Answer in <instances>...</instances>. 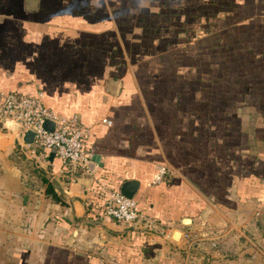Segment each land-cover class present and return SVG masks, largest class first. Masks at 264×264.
Wrapping results in <instances>:
<instances>
[{
    "label": "crops",
    "instance_id": "0c3cea01",
    "mask_svg": "<svg viewBox=\"0 0 264 264\" xmlns=\"http://www.w3.org/2000/svg\"><path fill=\"white\" fill-rule=\"evenodd\" d=\"M255 1L0 0V91L38 93L74 116L92 157L70 174L0 123V264H41L50 245L65 264H264V178L247 171V128L235 148L219 140L232 124L210 121L224 107L202 103L194 74L195 54L214 68L229 52L209 42L211 22ZM171 51L191 58L187 74L160 60ZM124 180L137 181L138 221L102 213Z\"/></svg>",
    "mask_w": 264,
    "mask_h": 264
},
{
    "label": "rangeland",
    "instance_id": "374dc122",
    "mask_svg": "<svg viewBox=\"0 0 264 264\" xmlns=\"http://www.w3.org/2000/svg\"><path fill=\"white\" fill-rule=\"evenodd\" d=\"M230 6L233 18L223 19L219 17L212 21L211 25L214 24L215 30L210 34L211 40L209 42L212 44L214 41L216 42L215 46H217L216 39L222 38L228 48H231V51L225 55V60H217L214 68L213 62L207 66V56L202 52L199 58L195 54L194 74L202 75L203 82L200 83V94L205 97L202 98V103L205 106H213L215 109L224 107L222 108L224 113L219 112L217 115H210V121H215L216 124L229 121L232 124L231 132H220L219 137L221 139L219 140L228 139L235 148L239 146L240 137L243 135V130H240L241 125L247 128L245 133L249 142L247 146L242 147L243 150L248 148V152H251L253 156H251L253 161H246L247 171L249 174H258L264 172L260 171L264 170V2L255 1L246 6L243 3H232ZM189 37L190 43H193L198 41L201 35L196 37L194 33L192 37ZM200 42H204V38ZM212 48L211 45L210 49ZM217 57L220 58V55ZM160 58H163L160 60L167 63L173 58L174 62L183 65L184 74H187V68L191 69L192 61L186 53L171 51ZM238 58L242 60L244 66L236 62ZM166 73L176 74L174 69H166ZM207 74H213L215 77L212 78H216L211 83V90L208 86V79H205ZM191 84L196 85V83ZM206 102H209L208 105ZM221 145L222 142L218 143L216 148H221ZM256 147L258 148L257 151H255ZM257 154H259L258 157ZM232 159L235 161L232 164L234 166L232 171H239L240 160L236 157ZM257 160L262 167L258 164L255 165ZM243 163H241L242 171H244ZM58 250L57 245H50V247L40 250L41 256L45 254L40 259L42 260L41 264H58V262L65 264L63 257H59L61 255Z\"/></svg>",
    "mask_w": 264,
    "mask_h": 264
},
{
    "label": "built area",
    "instance_id": "2783aa9c",
    "mask_svg": "<svg viewBox=\"0 0 264 264\" xmlns=\"http://www.w3.org/2000/svg\"><path fill=\"white\" fill-rule=\"evenodd\" d=\"M44 119L53 123L51 130L42 127ZM16 125L21 135L32 132L31 142H26L32 153L49 163L48 153L52 152L62 168L72 174L85 166L89 152L85 148L88 127L80 124L72 115L65 116L43 104L40 94L0 91V123ZM166 171L164 165L156 167L153 182H159ZM102 213L109 218L123 222H134L142 218L138 203L118 190L107 193Z\"/></svg>",
    "mask_w": 264,
    "mask_h": 264
},
{
    "label": "water",
    "instance_id": "95a60500",
    "mask_svg": "<svg viewBox=\"0 0 264 264\" xmlns=\"http://www.w3.org/2000/svg\"><path fill=\"white\" fill-rule=\"evenodd\" d=\"M42 127L47 129V130H51L52 127H53V123L48 120V119H44L43 122H42ZM32 132L29 131V130H26L24 133H23V136H22V140L24 142H31L32 140ZM53 153L50 152L49 156L52 157ZM91 160H92V157L90 159H87V161L85 162V165L87 167H89V164L91 163ZM137 188V181L136 180H124L121 185H120V188H119V191L128 196V197H131L133 196V193L135 192Z\"/></svg>",
    "mask_w": 264,
    "mask_h": 264
},
{
    "label": "trees",
    "instance_id": "16d2710c",
    "mask_svg": "<svg viewBox=\"0 0 264 264\" xmlns=\"http://www.w3.org/2000/svg\"><path fill=\"white\" fill-rule=\"evenodd\" d=\"M218 35H220V34H218ZM219 37V36H218ZM216 39V38H215ZM216 41H217V47L219 46V49H222V48H224L223 46H226L227 44H225L224 42H223V39L222 38H218V39H216ZM228 46V45H227ZM231 47H233V44H231ZM227 51H231V48H228V50H226V51H224L223 52V54L224 53H226ZM221 52V51H220ZM219 51H216V54H218V53H220ZM250 60V59H249ZM236 62H239V63H241L243 66L245 65V64H243V62H242V60L240 59V58H238L237 60H236ZM242 149H243V147H242ZM251 156H252V154H251V152L249 153L248 152V158H247V161H253V159L251 158ZM257 157L259 156V154H257L256 155ZM253 157V156H252ZM254 163V162H253ZM257 164H258V160H257V162H256V166H257ZM258 165H260V164H258ZM261 167H262V165H260ZM260 171H264V170H260ZM258 175H260V176H262L263 178H264V172H259L258 173ZM44 192H45V195H47V196H49L50 198H51V200H53L54 202H60V203H63V201L61 200V197L59 196V194H57V192L54 190V188H53V186H52V184L51 183H49V182H47L46 183V186H45V189H44Z\"/></svg>",
    "mask_w": 264,
    "mask_h": 264
}]
</instances>
